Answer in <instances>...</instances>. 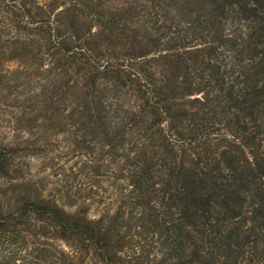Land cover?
Masks as SVG:
<instances>
[{"label":"trees","instance_id":"trees-1","mask_svg":"<svg viewBox=\"0 0 264 264\" xmlns=\"http://www.w3.org/2000/svg\"><path fill=\"white\" fill-rule=\"evenodd\" d=\"M0 58L130 189L97 218L0 195V264H264V0H0Z\"/></svg>","mask_w":264,"mask_h":264},{"label":"rangeland","instance_id":"rangeland-1","mask_svg":"<svg viewBox=\"0 0 264 264\" xmlns=\"http://www.w3.org/2000/svg\"><path fill=\"white\" fill-rule=\"evenodd\" d=\"M2 37L3 41L8 38ZM4 68L13 70L16 66L8 63ZM14 75L13 72L0 73V125L9 122L12 127L10 130L1 129L0 137L16 139L20 149L24 150L15 159L11 175L0 177L2 199L14 205L18 197L32 194L63 205L85 207L93 218L108 211L113 214L120 204L118 194L130 191L127 182L116 179L111 168L97 172V141L79 143L72 134L76 130L74 127L70 125L67 131H63L62 127L56 126L57 123L52 127L46 120V116L53 114L52 109L32 111L28 108L33 102L28 100L27 93H21L25 87L16 88L15 85L27 82L29 72L26 78L19 76L16 79ZM143 229L138 227L133 233ZM143 234L147 239L152 238L151 234ZM6 244V238L1 237L0 252ZM26 255L22 252L20 257ZM30 260L19 262L26 264Z\"/></svg>","mask_w":264,"mask_h":264}]
</instances>
